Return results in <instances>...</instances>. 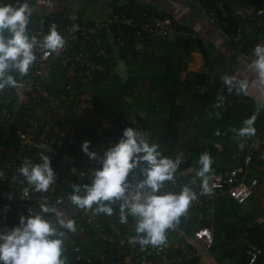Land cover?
<instances>
[{"label": "trees", "instance_id": "16d2710c", "mask_svg": "<svg viewBox=\"0 0 264 264\" xmlns=\"http://www.w3.org/2000/svg\"><path fill=\"white\" fill-rule=\"evenodd\" d=\"M256 1L261 5L259 0ZM27 2L32 9L34 7L40 9L41 0H27ZM199 2L208 13L216 11L218 8L217 0H199ZM143 5L147 4L137 5V7ZM122 7V5H116L115 12H118ZM151 7L157 16L161 18L168 16L166 13L154 9L153 6ZM228 13L219 11L218 20L220 21H214L218 24L224 22L225 27L228 28L243 26L240 37L245 39L246 43L240 48V51L248 56L254 41L261 35L264 36V27H257L254 21L234 14L231 9L228 10ZM68 17L69 15L64 12L46 14L40 10L33 18V25L38 28L40 24H43L49 28L55 24L60 28L67 22ZM76 18L87 27L93 26L95 22L93 20L85 21L82 16H76ZM180 29L183 33H194L192 28L185 25H177L176 31ZM48 31L49 29H47ZM101 37L102 45H97L96 41L80 34L71 41L73 50L89 51L96 64L90 69L83 67L76 69L75 75L69 73L71 64L66 59L67 57L56 54L53 70L48 75L46 83L50 95L54 96L50 101L44 99V102L51 104L54 98V106L60 105L68 110L73 107L77 108L72 115L73 121L78 126V136L75 143L76 153H83L81 144L84 141L91 142L90 151H93V148L104 150L105 145L112 139H115V144L118 143L126 126L137 125L141 129L148 130L150 136L157 137L161 134L160 141L154 143L158 145V151L162 156L173 160L179 156L182 161L173 176H177L183 183H186L196 194V197L203 199L202 203L189 206L187 213L180 217L179 223L174 222L175 226L185 233H194L197 223L210 225V220L207 218L198 221L199 214L206 212L207 198L202 190L205 179L207 181L211 172L244 165V157L249 148L247 142L253 141L261 135L264 136V100L255 101L246 92L243 91L242 93L241 87L226 85L214 69L209 66L207 52L204 51L206 52L205 67L191 71L192 82L190 81L191 78L187 79L189 85L194 86L190 101L181 105L176 104L178 96L175 82H172L174 79L172 68L175 65L178 51L172 49L171 37L165 40H156L143 46L133 43L134 41L122 40L112 25L104 28ZM37 40L41 41L43 38L38 37ZM158 41L162 43L160 49L152 50L155 46L154 43ZM236 45L238 46V43ZM121 60L127 62V66H129V73L124 79H118L115 71L116 62ZM137 60H142L144 65L151 67L154 64L160 65L161 68L148 72V66L136 67ZM8 74L13 76L18 85L28 80L26 93L29 96L31 93L29 88L33 78L35 79L34 69L30 67L28 74L23 76L14 72ZM51 79L55 81L54 84L49 81ZM199 85L208 87V90L200 91ZM218 87H223V90L219 92ZM11 88L13 89L11 94L0 95V102L3 104L4 99L10 97L11 107L19 106L17 118H14L13 125L10 126V130L14 131L24 127L27 109L31 107L32 101L19 102L21 98L18 87L11 86ZM155 92L157 95L153 96ZM243 94L245 98H242ZM86 98L92 99L93 105L87 107L85 105ZM253 116H255L254 135L240 137L237 131H233V129L239 130L245 127L244 121ZM7 127L0 128V143L3 145V150L0 151V173L4 172L12 160V156L4 149V147H10L12 144L11 137L7 141L4 139L7 137L5 129ZM217 132H219L218 135ZM217 144H220L221 148ZM204 153H207L211 158V171L206 174L205 178H200L192 169L199 171L202 168L199 158ZM65 175V173L60 174V177H65ZM136 175H141V172ZM92 176L93 174L86 179H78L76 176H72L69 182L59 183L55 192L57 203L52 206L58 210L59 206L71 200L70 197L73 195L74 188L77 185L90 184ZM248 177L249 179L252 177L259 179V185L249 199L252 204H255L259 191L264 185V174L251 166L248 169ZM71 182L73 185H70ZM169 182L170 180L165 181L160 191L164 190ZM249 201L242 205L229 197H222L215 201L212 220L215 240L210 249L216 253V258L220 262L232 260L234 264H247L249 258L246 250L249 246L256 245L262 249V252L255 264H264V223L258 221L264 213L260 214L253 206L249 213L243 215L241 208L247 206ZM4 203H7V197L0 188V218L2 222L10 226L19 225L16 219L6 221L3 218L4 207L2 208L1 205ZM13 203L11 204L13 205ZM111 206L113 208L111 216L96 212V204H93L91 209L82 208L81 212L70 220L78 228L79 223L83 222V230L76 228L74 233L66 228H57L58 232L64 233L63 237L54 238L63 240L62 258H66V264H79L75 252L77 246L81 247L80 253L84 259L96 258L101 264H121L123 255L113 251L120 249L118 245L122 232L116 231L117 227L120 228V224L116 221L115 214L121 208L120 205L112 204ZM87 209L89 211L88 216L90 214L95 223L82 221V215ZM51 215L54 213H46L44 218ZM130 218L136 219L131 215ZM237 233L240 234L239 237ZM106 235H113L116 239L115 242L104 241L103 237ZM166 235L173 241L172 245L166 249L168 257L176 254L183 255L185 248H192V245L183 238L184 236H177L174 226L166 230ZM176 243H179L178 248L175 246ZM137 244L134 251L140 250L144 254L146 252L148 259H156L157 256L154 254L156 247L148 245L142 249L141 245ZM123 248L125 253L130 252L126 246ZM161 263H163L162 258L158 261V264ZM173 264H200V257L196 256L190 261Z\"/></svg>", "mask_w": 264, "mask_h": 264}, {"label": "built area", "instance_id": "2783aa9c", "mask_svg": "<svg viewBox=\"0 0 264 264\" xmlns=\"http://www.w3.org/2000/svg\"><path fill=\"white\" fill-rule=\"evenodd\" d=\"M261 5L256 0H217V10L208 13L203 9V13L208 15L212 20H218V12L228 13L230 9L235 14H239L242 17L248 18L250 21H254L257 27H264V14H261L260 10L264 9V0H259ZM25 2V0H0V6L10 4L12 6H19ZM27 2V0H26ZM28 3V2H27ZM38 8L32 9V14L29 17V23L27 26V34L29 37L35 36L44 37L48 34L45 25L40 24L38 28L33 25V18L38 13ZM229 14V13H228ZM115 27L117 34L122 40L127 42H133L135 44H142L143 46L148 43H153L156 40L168 39L174 32V22L171 17L164 16L163 18L157 16V13L152 10L149 5H143L137 9H120L118 12L113 13L104 21L94 22L93 26L87 27L82 25L75 15L68 17L67 22L60 28L56 26L57 31L64 38L65 44L62 49L56 52H49L40 46L42 40H37V45L34 47L35 61L30 66L34 69V77L30 86V94H24V99L21 97V101H32V105L27 109V116L25 117V123L23 128H17L14 131L10 130L11 124L13 125L14 118H17L19 106L11 107V98L6 97L3 104L0 102V128L7 127L6 138L11 137L12 144L10 147H4V149L12 156L11 162L6 166L3 175H0V188L4 191L7 197V203L2 204L4 207L3 218L6 221L16 219L19 222L21 215L28 216L36 213H40L43 216L45 213H41V205L47 204L52 207L57 203V196L55 194L59 183L69 182L72 176H76L78 179H86L92 175L97 167H100L99 160H90L84 153H76L75 143L78 136V126L73 121L72 115L77 110L76 107L71 110L66 109L60 105L54 106L53 104L44 102V99L49 101L54 95H50L48 91L47 77L51 74L54 67V57L56 54L65 55L71 66L69 73L71 75L76 74V69L79 68H92L95 61L89 54V51L72 49L71 41L76 39L78 35L85 36L92 41H96L97 45H102V34L105 27ZM242 26L230 28L231 32H234V40L242 48L246 43L245 39H241L240 32ZM7 36L8 33L5 32ZM257 44H264V36L258 37L253 45H251L250 53L248 57L252 60L255 59L253 50ZM142 46V47H143ZM11 72L18 73L15 70ZM23 87H27L28 80L21 84ZM200 91L205 92L208 87L199 85ZM11 86H6L0 91L1 96H6L12 93ZM219 92L223 90V87H218ZM59 95V94H58ZM20 96V94H19ZM58 98V97H57ZM56 102V101H55ZM124 124V122H122ZM125 125V124H124ZM142 131L145 136L149 134L146 129H141L137 125L126 126ZM249 145L248 152L244 157V165H239L233 168H228L221 171L211 172L207 177V186L209 191L204 193L206 196V212L199 214L198 221L204 219L210 220V225H202L197 223L195 225L194 238L203 241L206 246L212 248L215 240V232L212 224L215 201L222 197H229L238 204H245L251 196L254 194L257 186L259 185L258 177H248V169L251 166L256 171L264 174V136L261 135L253 141L247 142ZM115 145V139L110 140L104 150H93L100 156L107 147ZM44 154L51 158V167L55 172V182L49 186L48 191L38 192L34 188L27 185V181L19 175L20 166L26 161H32L33 163H41L40 155ZM144 163L135 169H133L129 178L134 177L135 174L140 173V168L145 167ZM66 174L65 177H60V174ZM70 185H73L71 182ZM186 186L181 179L177 176H173L169 184L161 192L179 193L182 188ZM193 191V190H192ZM198 197V196H197ZM12 202L13 205L11 204ZM203 202L201 197L196 198L190 203V206H196ZM12 212H14L12 214ZM87 212V213H86ZM86 213V214H85ZM83 213L82 221L87 223H93L92 218L88 216L89 211L85 210ZM90 215V214H89ZM116 221L120 224V228L117 227L116 231L122 232V237L119 239V247L114 249V252H118L119 255H123L121 264H158L160 258L163 259L161 264H173L180 262H187L198 256L197 253L191 248H185L183 255L176 254L172 257H168L166 249L172 245L173 241L170 237H167L166 242L163 245L156 246L154 254L156 259H148L145 252L141 253L140 250L134 251L137 247V243H130L131 237L137 235L135 231L136 219H131L128 211L125 209L124 215L127 217L126 223L120 222L121 209L116 212ZM259 222L264 223V215L259 219ZM79 228L83 230V222L79 223ZM104 241L115 242L113 235H106L103 237ZM129 249V253H125L123 247ZM175 246L178 248L179 243ZM77 253V261L79 264H101L96 258L84 259L81 255V247L75 248ZM262 249L256 245H251L247 248L246 254L248 255L247 264H255L261 254Z\"/></svg>", "mask_w": 264, "mask_h": 264}, {"label": "clouds", "instance_id": "9594fccd", "mask_svg": "<svg viewBox=\"0 0 264 264\" xmlns=\"http://www.w3.org/2000/svg\"><path fill=\"white\" fill-rule=\"evenodd\" d=\"M260 12L264 14V9ZM31 14L32 8L26 0L18 7L10 4L0 6V91L6 86L19 87L17 81L8 73L15 70L22 76L27 75L36 59L33 49L37 45V39L27 34ZM5 32L8 33L7 36ZM64 44V38L53 24L40 46L50 53H58ZM253 55L255 59L250 67L264 85V44H257ZM233 79L225 76L224 83L231 86ZM254 122L255 116L244 121L245 127L233 131H237L240 137L254 135ZM90 143L84 141L81 150L90 160H99L100 167L94 171L90 184L77 185L74 188L71 201L78 207L88 209L96 204V212L109 216L113 213L111 205L121 201L120 222H127L125 209L136 218L137 235L131 237L129 242L139 243L142 249L148 245H163L167 239L166 230L172 228L174 222L179 223L180 217L187 213L190 203L197 198L187 185L179 193L160 191L165 181L173 179L182 162L181 158L178 156L173 160L162 156L158 145L150 144L142 131L132 127L125 128L119 142L107 147L102 156L89 150ZM40 160L41 163L24 162L19 168V175L27 181L29 187L38 192H46L55 182V172L49 156L41 154ZM141 163L146 165L140 168L143 179L132 184L128 179L129 174ZM199 163L202 168L196 172V176L205 178L211 171L210 156L207 153L202 154ZM203 191H209L206 179ZM41 213H54L56 224L75 232L74 223L64 220L55 206L42 204ZM63 235V232L57 231L52 221L46 220L40 213L21 215L18 226L7 233L0 232V264H66V258H62L63 240L54 238Z\"/></svg>", "mask_w": 264, "mask_h": 264}, {"label": "crops", "instance_id": "0c3cea01", "mask_svg": "<svg viewBox=\"0 0 264 264\" xmlns=\"http://www.w3.org/2000/svg\"><path fill=\"white\" fill-rule=\"evenodd\" d=\"M52 2L56 4V8L53 7V9L49 5H42L40 3L39 12L40 10L46 14L50 12H64L69 16H82L85 21L93 20L98 22L104 21L112 16L113 13H116V5H122V9L128 8L132 10L140 8L137 5L147 4L170 16L174 22V32L170 36L173 44L172 49L178 51L175 65L172 68L174 70V79H172V82H175L177 96L181 93L184 101L179 102L177 98L176 104L181 105L190 101L194 86L189 85L187 79L191 78L189 80L192 82L193 75L191 76V71L205 67L206 52L209 66L214 69L215 73L223 81L225 76L233 77L234 79L231 85L241 87L242 93L243 91L246 92L255 101L264 100V85L260 83L258 74L250 67L253 60L240 51L239 45H236L237 42L233 38L235 33L231 32L232 30L230 31V28L227 26L225 27L224 22L218 24L217 22L220 20H215L217 21L215 22L203 13V8L199 0H52ZM176 24L190 27L194 30V33H183L181 29L176 31ZM154 44L155 46L152 50H157L160 49L159 47L162 43L158 41ZM185 50H189V52ZM117 65L118 75L124 73V76H126L127 73H125L124 69H129V66L125 65V62L122 60L118 61ZM135 65L139 68L148 66V72H152L156 68H161L160 65L156 64L152 67L150 65H144L142 60H137ZM176 65L177 67H175ZM175 68L179 69L175 70ZM49 81L52 84L55 82L53 79ZM21 87L23 86L20 85L18 87V91L20 97L24 99L27 87L24 89ZM242 98H245L244 94ZM217 146L221 148L220 144H217ZM192 171L197 172L196 169H192ZM140 180H142L141 175H136L129 179L132 184H136V181L138 183ZM113 204L120 205L121 201H116ZM81 210L82 208L75 205L71 200L66 201L58 208V211L64 215L62 218L66 221L74 218ZM45 219L52 221L57 228L60 227L59 224H56L55 214L45 217ZM14 227L16 226L3 223L0 218V232L7 233ZM174 229L177 236H184L183 238L192 245V248L200 257V264H234L232 260L218 261L216 253H213L203 241L195 239L193 232L185 233L178 229L175 223ZM237 235L239 237L240 234L237 233ZM223 236H225L224 233Z\"/></svg>", "mask_w": 264, "mask_h": 264}, {"label": "rangeland", "instance_id": "374dc122", "mask_svg": "<svg viewBox=\"0 0 264 264\" xmlns=\"http://www.w3.org/2000/svg\"><path fill=\"white\" fill-rule=\"evenodd\" d=\"M42 3V5H49V7H55L56 8V4L55 3H53L52 2V0H44L43 2H41ZM41 5V4H40ZM54 9V8H53ZM91 74H92V72H91ZM90 74V75H91ZM26 87V86H25ZM25 87H21L22 89H24ZM157 95V93L155 92L154 94H153V96H156ZM182 97L183 96H181V93H180V95L178 96V100H179V102H184L183 101V99H182ZM91 104L93 105V102H92V99H87L86 98V102H85V105H87V107H89V106H91ZM165 131V130H164ZM161 134H159L157 137H155V136H150V134H149V136H147L146 137V139L148 140V142L150 143V144H154L155 142H158V141H160V139H161ZM3 150V145L0 143V151H2ZM141 179H143V176L141 175ZM136 183H137V181H136ZM258 199H257V201L255 202V204H252V202L251 201H249L246 205L247 206H245V207H243L242 206V208H241V212L243 213V215L244 214H247V213H249L250 212V210H252L253 209V206L258 210H256L257 212H259L260 214L261 213H264V185L262 186V188L260 189V191H259V194H258ZM87 213V212H86ZM64 215H62V217H63ZM89 217L90 218H92L91 217V215H89ZM260 217V216H259ZM92 220H93V218H92ZM94 222V221H93ZM95 223V222H94ZM79 229L78 227H76L75 226V229ZM81 230V229H80ZM76 231V230H75Z\"/></svg>", "mask_w": 264, "mask_h": 264}, {"label": "water", "instance_id": "95a60500", "mask_svg": "<svg viewBox=\"0 0 264 264\" xmlns=\"http://www.w3.org/2000/svg\"><path fill=\"white\" fill-rule=\"evenodd\" d=\"M117 63H118V61L116 62V64H117ZM116 64H115V65H116ZM125 65H127V62H125ZM115 71H116V75L118 76V70L115 69ZM124 71H125V73H127V74L129 73V69H126V68H125Z\"/></svg>", "mask_w": 264, "mask_h": 264}, {"label": "flooded vegetation", "instance_id": "af4514ba", "mask_svg": "<svg viewBox=\"0 0 264 264\" xmlns=\"http://www.w3.org/2000/svg\"><path fill=\"white\" fill-rule=\"evenodd\" d=\"M124 77H125V76H124V73H120V74L117 76L118 79H124Z\"/></svg>", "mask_w": 264, "mask_h": 264}]
</instances>
